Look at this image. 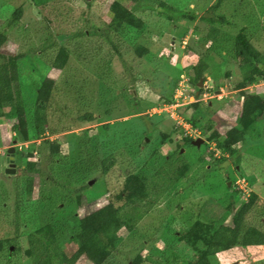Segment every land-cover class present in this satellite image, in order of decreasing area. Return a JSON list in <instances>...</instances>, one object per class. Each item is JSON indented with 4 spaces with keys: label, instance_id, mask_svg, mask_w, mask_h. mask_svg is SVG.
Instances as JSON below:
<instances>
[{
    "label": "rangeland",
    "instance_id": "obj_1",
    "mask_svg": "<svg viewBox=\"0 0 264 264\" xmlns=\"http://www.w3.org/2000/svg\"><path fill=\"white\" fill-rule=\"evenodd\" d=\"M112 1L91 0L88 5L84 0H0V31L8 36L3 50L23 53L18 62V84L27 116L30 117L41 82L48 77L57 82L52 102L55 109L64 110L69 120L77 124L63 128L55 122L56 117L52 120L53 126L61 130L50 138L60 141L62 151L51 167L45 157L48 149L37 138L23 144L17 142L11 130L15 119L7 114V108L0 109V236H11L15 224L19 225V237L10 251L0 252V264H43V258L33 262L23 252L27 246L26 232L43 222L52 223L61 248L67 255L72 254L75 246L70 236L79 218L109 200H115L118 205L124 197L119 202L114 197L124 191L123 180L131 172L138 173L142 179L156 174L167 191L140 220L135 232L122 230L123 239L106 264H126L136 254L141 255L139 264H157L165 255V260L172 259V247L176 243L177 253L191 254L189 248L177 242L176 231L183 229L187 219L220 218L229 201L235 205L244 201L246 197L236 188L238 178H244L247 189L258 197L247 214V222L264 229V123L259 125L254 137H246L244 144L236 145L238 164L216 149L214 142L193 143L202 137L198 130L203 120L191 128V136L182 125L191 113L184 108L186 101H194L191 97L197 93L198 100L208 107L206 117H212L221 132L231 125L234 113L240 109L241 96L235 84L241 80L242 69L229 53L217 48L216 39H220L221 31L233 35L245 27L251 42L264 56V0H221L214 12L225 15L227 23L216 24L214 27L220 28L217 32H210V24L200 18V15L213 14L208 8L216 0H162L176 9L172 11L171 21L157 12L161 0H119L145 22V30L138 34L129 31L126 37L115 34L113 41L118 51L100 41L98 35L87 32L74 37L73 32L108 22ZM19 6L22 11L15 18L14 11ZM180 12H193L195 17L180 16ZM49 42L53 44L48 45ZM65 42L70 48L67 67L63 70L50 67L56 47ZM134 42L147 47L148 53L138 56L132 47ZM198 59H204L209 69L196 86L189 83V78L190 67ZM68 82L75 89L80 88V93L68 91ZM197 87L202 90L197 92ZM245 89L264 93V76ZM171 94L173 101L167 104ZM134 100L140 105L132 104ZM64 104L67 108L62 109ZM84 109L95 112L97 119L77 121L76 115ZM52 110L53 107L49 113ZM60 115L64 121L58 122L67 124L65 114ZM164 133L168 137L161 144ZM182 137L193 139L180 148L189 169L174 182L163 160L177 144H183ZM11 146H14L15 171L6 173L7 149ZM26 152L31 153L29 160L39 162L43 172L40 178L31 173L34 177L29 197L24 192L28 172L21 156ZM110 153L115 154L116 164L102 177L97 165ZM80 155L85 156L84 162L94 170L88 180L91 183L81 197L82 204L74 201V190L69 191L62 184L69 169L68 161L73 160L75 165ZM49 172L59 178L55 180L57 185L50 186ZM179 212L184 215L180 217ZM226 221L231 223V215ZM211 262L264 264V245L235 246L212 257ZM75 264L92 263L81 257Z\"/></svg>",
    "mask_w": 264,
    "mask_h": 264
},
{
    "label": "trees",
    "instance_id": "obj_2",
    "mask_svg": "<svg viewBox=\"0 0 264 264\" xmlns=\"http://www.w3.org/2000/svg\"><path fill=\"white\" fill-rule=\"evenodd\" d=\"M84 1L88 5L91 3V0ZM220 1L216 0L209 6L208 9L213 12L212 15H200L201 19L206 20L210 24V32L218 31L219 27H214L216 24L227 23L225 15L215 14L214 12L220 6ZM159 7L160 9L157 12L161 17H167L170 21L173 20L172 11H176L175 7L162 0ZM109 9L112 15L108 22L104 23V25L89 26V29H85V31L80 29L73 32L74 37L87 32L89 35H98L100 41L118 51V45L113 41L115 34L126 37L129 31L138 34L145 30V22L119 0H113L109 4ZM21 11L20 6L15 9V18L20 16ZM83 15H85L84 19L87 20L85 11ZM179 15L187 16L191 19L195 17L193 12H180ZM48 37H50V34H48ZM69 39L71 40V37ZM7 40L8 36L0 31V109L7 108V114L15 119V123L11 125V130L14 134L13 138L17 142L20 141L22 143L32 138H37L39 144L48 149L45 157L49 160L50 166L51 164L55 165V162H57L55 158L58 160L60 158L59 154L62 151V144L58 139L50 137L61 130V128L58 129L51 122L56 117L54 120L57 124H61V127L73 128L77 125L76 121L69 120V116H66L67 114L61 108L55 109L52 102L55 101L54 95L57 90V82L48 77L41 82L29 114L30 117L27 116L23 96L18 84V62L23 53L5 52L3 46ZM216 40L219 42L217 48L229 53L242 69L241 80L235 84L241 96L240 109L234 113L231 125L224 132H221L216 126L212 117H206L208 107L200 100L188 102L184 106L187 111L191 110L190 115L185 117V120L192 127H197L199 120H203L202 125H200L201 130L199 129L203 140L214 142L216 149L220 150L221 153H226L233 159L235 164H238L240 156L236 155L238 150L236 145L244 144L246 137H254L259 125L264 123V93L247 92L245 89L246 86L255 83L264 76V56L258 47L251 42L245 27H240L233 35L221 31L220 39ZM47 44L52 45L53 42ZM132 47L134 52L140 57L148 53L147 47L142 44L134 42ZM98 50H100V46L97 47ZM69 59L70 48L68 43L65 42L56 47L50 67L63 70L67 67ZM190 69L192 75L189 78V82L196 85L201 78L203 79L202 74L208 71L209 65L204 59H198L197 62L191 65ZM68 84L66 87L68 91L80 93V88L77 87L78 89H75L71 83L68 82ZM201 90V87H197L198 92ZM172 101L171 94L166 103H171ZM132 104L140 105L136 100ZM63 106L62 109L67 108L65 104ZM51 107H53L52 114L49 113ZM140 110H143V108ZM57 111L62 115L65 114V123L67 124L64 125L62 122H58L60 120L64 121V117ZM76 116L77 121L84 123L97 119L96 113L87 109H84L83 112L81 111ZM225 121L228 122L229 120L225 119ZM104 127L107 128V125L104 124ZM222 135L224 137L220 139ZM162 137L163 140L162 138L160 140L161 144L165 143L164 138L168 137V134L164 133ZM143 140H145V137ZM181 140L183 144H177L174 151L164 156L163 160V165L174 182L184 177L189 169V162L180 153V148L192 142L193 139L182 137ZM30 155V152L21 154L24 159V167L26 172H28L26 176L27 184L24 187L27 197L32 194L31 181L34 176L31 173L37 174L39 178L43 175L42 170L39 169V162L28 159ZM84 157L82 155L78 156L75 165L73 160L70 163L68 161L69 169L65 172L67 176L63 180L64 183H62L69 191L73 192L74 190V201L78 204H82L81 197L89 187L90 183L88 180L94 171L91 165L84 162ZM115 164V154H108L97 165L99 166L98 173L105 177ZM49 173L50 175L48 174L47 176L50 186L51 183L57 185L55 180L59 178H55L51 172ZM71 180H74L75 183L73 184ZM123 182L124 191L114 197L118 202L124 197L118 205L115 204V200H109L79 218L77 227L70 236V240L75 246L72 254L67 255L61 248L58 242V235L52 223L43 222L36 228L26 232L27 246L23 251L24 255L33 262L41 257L44 259L43 264H75L81 257L86 258L92 264H106L108 260L113 258L123 239L122 230L128 233L135 232L140 220L152 210L167 191L163 181L154 173L142 179L138 173L131 172L125 176ZM238 192L240 191L238 190ZM68 196L65 197L66 200ZM257 199V194L250 191L246 199L239 205L229 201L225 207L224 215L220 218L203 220L198 217L187 219L183 229L176 231L175 237L177 242L190 249L191 254L177 253L176 243L172 247V251H174L172 259L165 260V255L164 259L160 261L162 263L158 261L159 263L157 264H212V257L231 251L235 246L245 248L264 245L263 227L259 224L247 222V214L251 211ZM179 215L181 217L184 214L179 212ZM229 215H231V223L226 221V217ZM180 219L183 220L182 218ZM18 227L19 225L16 223L15 231L11 236H0V252L4 250L10 251L11 246L15 244L19 237L17 233ZM140 260L141 255L136 254L134 257L129 258L126 264H139Z\"/></svg>",
    "mask_w": 264,
    "mask_h": 264
},
{
    "label": "water",
    "instance_id": "obj_3",
    "mask_svg": "<svg viewBox=\"0 0 264 264\" xmlns=\"http://www.w3.org/2000/svg\"><path fill=\"white\" fill-rule=\"evenodd\" d=\"M201 84V80L199 81ZM198 94L195 95L197 97ZM203 141V138L198 137L196 138L193 143L196 145H199ZM8 156L6 157V162H7V167H5V172L6 173H13L15 171L14 168V146H11L7 149ZM91 183V181H89Z\"/></svg>",
    "mask_w": 264,
    "mask_h": 264
},
{
    "label": "built area",
    "instance_id": "obj_4",
    "mask_svg": "<svg viewBox=\"0 0 264 264\" xmlns=\"http://www.w3.org/2000/svg\"><path fill=\"white\" fill-rule=\"evenodd\" d=\"M174 96L176 97L177 95H174ZM178 98H180V95H179ZM176 101H177V99H176ZM178 103H179V102H178ZM172 105H173V104H171L170 106H172ZM182 125H183L184 128L187 130L188 134L191 135L190 131H192V129H191L190 125L187 124V123H184V124H182ZM238 183H241V185L238 184ZM236 184H237V187H236V188L241 192V194H243L244 196H248L250 190L247 189V186H248V185H247L246 180H245L244 178H238V179L236 180Z\"/></svg>",
    "mask_w": 264,
    "mask_h": 264
},
{
    "label": "clouds",
    "instance_id": "obj_5",
    "mask_svg": "<svg viewBox=\"0 0 264 264\" xmlns=\"http://www.w3.org/2000/svg\"><path fill=\"white\" fill-rule=\"evenodd\" d=\"M200 80H201V82H202L203 79L201 78ZM200 80H199V81H200ZM189 83H190V82H189ZM197 94H198V93H197ZM198 96H199V94L197 95V97H195V95H194V97H191V98H194V101H195V99L198 100ZM173 97H175V96H173ZM188 101L191 102L190 100H187L186 102L188 103ZM167 104H169V103H167ZM184 123L189 124L187 121L184 122ZM189 125H190V124H189ZM183 127H184V126H183ZM190 127L193 128L191 125H190ZM198 132L200 133L199 130H198ZM189 136H191V135H189ZM201 138H202V137H201ZM22 144H23V143H22ZM240 193H241V192H240ZM242 195H243V194H242ZM243 196H244V195H243ZM244 197H247V196H244Z\"/></svg>",
    "mask_w": 264,
    "mask_h": 264
},
{
    "label": "flooded vegetation",
    "instance_id": "obj_6",
    "mask_svg": "<svg viewBox=\"0 0 264 264\" xmlns=\"http://www.w3.org/2000/svg\"><path fill=\"white\" fill-rule=\"evenodd\" d=\"M198 92V91H197Z\"/></svg>",
    "mask_w": 264,
    "mask_h": 264
}]
</instances>
